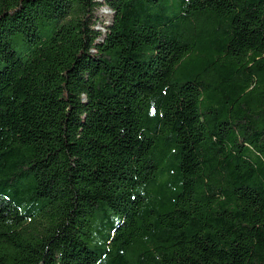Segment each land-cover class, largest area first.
<instances>
[{
  "label": "trees",
  "instance_id": "trees-1",
  "mask_svg": "<svg viewBox=\"0 0 264 264\" xmlns=\"http://www.w3.org/2000/svg\"><path fill=\"white\" fill-rule=\"evenodd\" d=\"M0 60V264H264V0H0Z\"/></svg>",
  "mask_w": 264,
  "mask_h": 264
},
{
  "label": "rangeland",
  "instance_id": "rangeland-1",
  "mask_svg": "<svg viewBox=\"0 0 264 264\" xmlns=\"http://www.w3.org/2000/svg\"><path fill=\"white\" fill-rule=\"evenodd\" d=\"M100 13H106L107 9L103 6L98 11ZM51 22H48L45 26L47 30L51 28ZM11 42L14 46V48L19 52L20 50L24 49L26 41L24 40V36L21 32H14L10 34ZM2 65V61L0 60V66Z\"/></svg>",
  "mask_w": 264,
  "mask_h": 264
}]
</instances>
